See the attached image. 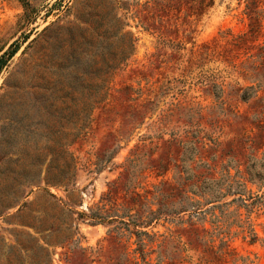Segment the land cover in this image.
Wrapping results in <instances>:
<instances>
[{
	"label": "rangeland",
	"instance_id": "rangeland-1",
	"mask_svg": "<svg viewBox=\"0 0 264 264\" xmlns=\"http://www.w3.org/2000/svg\"><path fill=\"white\" fill-rule=\"evenodd\" d=\"M148 1L0 0V264H154L158 235L187 223L159 219L124 227L107 221L115 207L132 221L146 219L156 208L155 188L202 171L200 163L218 153L213 140L222 144L252 116L254 98L238 95L264 78L253 68L257 51L240 48L233 58L234 50L227 51L248 28L246 0H212L198 17H187V26L178 13L175 31L164 37L143 27L152 11ZM258 8L254 43L262 45L264 3ZM257 96L264 101L262 86ZM63 160L70 184L47 185L44 177ZM115 181L116 203L137 193L135 204L105 199ZM246 189L264 194V185ZM187 194L205 210L190 217L194 226L208 230L203 237L214 249L224 241L218 253L230 251L221 264H264V195L242 204L235 194L216 201ZM91 211L105 221L78 215ZM164 245L171 255L173 242ZM177 255L195 264L200 254Z\"/></svg>",
	"mask_w": 264,
	"mask_h": 264
},
{
	"label": "trees",
	"instance_id": "trees-1",
	"mask_svg": "<svg viewBox=\"0 0 264 264\" xmlns=\"http://www.w3.org/2000/svg\"><path fill=\"white\" fill-rule=\"evenodd\" d=\"M148 2H150V9L152 11L151 14L144 16L146 23H143V27L145 29L156 30L159 37H164L171 31H175L173 26H175V20L178 19V13H182V24L187 26L189 24L187 17H198L204 9L212 4V0H149ZM261 3H264V1L246 0L244 14L248 20V28L246 32L234 38V41L230 44L231 48H228L227 51L230 52L234 50L232 54H228L229 58H233L240 48L245 50L256 49L257 53H255V55L259 59L253 68L257 70V72L262 71L264 73V44L258 45L254 43L260 35L261 30L260 17L262 15V10L258 8ZM154 15L158 17V21L153 19ZM185 29L186 28H183L182 31ZM185 36L187 37V34H185ZM133 45L134 38L132 37L129 39L127 47L131 50ZM16 49L17 48L14 46L12 49L5 52L4 55L10 57ZM261 86L262 90H264V78L262 81L257 82L255 86L249 85L244 87L242 92L239 93L238 97L243 101L254 98L253 106L251 105L253 114L249 119L243 117L240 126L238 128H233L231 137L223 141L222 144L216 139L213 140L214 148L212 149L217 150L218 153H212L210 155V163H200L202 171L193 173L188 170L186 175L182 177L181 180H177L174 184H161V187L155 188L153 191L155 193L153 200L156 201V208L154 210L149 209L150 216L146 219L132 221L128 218V216H130L129 213L124 214L122 211L119 214L117 212L120 208L115 207V214L107 220L109 222L115 220V223L123 224L124 227H127L129 224L134 227L147 226L151 221L159 219L168 221L176 220V223L186 222V226L171 229L167 235H158L162 236V238L157 243L159 250L155 256L154 264H159L164 260L166 264H183L185 257H178L177 254L179 251L186 250H194L200 254L195 264H221L224 261V256L230 253L228 248L218 253V249L224 246V241L220 238L219 245L214 249L213 240L204 239L203 237V233L209 235L208 230L198 229L194 226L193 222H191L190 217L199 216L200 212L205 210L200 209V202L192 199L187 192L201 197L209 194L207 200L211 199V201L219 200L227 194H235V199L242 204V201L246 199H251V204L253 200L259 199L264 195H252L250 190L246 189L247 183H255L258 189L264 185V151L262 152V158H257L258 152L264 148V101L257 96V92L261 89ZM218 90L220 93L221 88H218ZM218 92H216V97H219ZM219 125L220 133H223L221 129L223 124ZM70 160L69 158V161ZM132 161L133 158L128 159L126 166L128 167ZM158 166L161 167V163H159ZM217 166H219V170H216ZM240 166H243L242 170L238 168ZM159 167H157V169ZM231 167L235 169L233 174L229 172ZM216 171L219 173L218 178H214V173ZM72 176L73 174L69 170V162L63 160L60 165H58V163L55 165V171L53 173L44 177V182L53 187H66L70 184ZM118 189H120L118 181L109 185L105 193V199L109 201V198L111 199L115 195V206H124L131 202L135 204L134 201L136 197H138L137 193H133V195L122 203H116ZM232 200L233 199H231V201ZM168 205H170V207ZM244 206H246L245 203ZM134 208L135 205H130L128 212ZM181 213L187 214L188 218L184 220V218L181 217ZM78 215L93 221H105L104 216L96 211H91L89 214L78 212ZM134 215L138 218L137 214ZM125 217H127L126 221L124 219ZM218 221L219 217L217 216L211 220V224H215L214 229H218L221 226L216 224ZM115 228H117L116 225ZM247 232L250 239L256 237L255 232L250 228L249 224L247 225ZM218 233H220V231H218ZM134 234L137 236L140 234L148 236L146 231H135ZM169 241H172L174 245L171 255L163 253L162 249H160L161 246H165L164 243ZM137 242H140V240L137 239ZM135 251L139 253L140 259L143 260L142 251L139 249V246L135 248ZM67 256L69 255L67 254ZM115 264L122 263L118 261L115 262Z\"/></svg>",
	"mask_w": 264,
	"mask_h": 264
}]
</instances>
